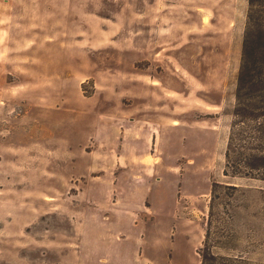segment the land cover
Returning a JSON list of instances; mask_svg holds the SVG:
<instances>
[{"label":"rangeland","instance_id":"obj_1","mask_svg":"<svg viewBox=\"0 0 264 264\" xmlns=\"http://www.w3.org/2000/svg\"><path fill=\"white\" fill-rule=\"evenodd\" d=\"M248 11L0 0V264H201L215 183V264H264V182L224 173Z\"/></svg>","mask_w":264,"mask_h":264},{"label":"trees","instance_id":"obj_2","mask_svg":"<svg viewBox=\"0 0 264 264\" xmlns=\"http://www.w3.org/2000/svg\"><path fill=\"white\" fill-rule=\"evenodd\" d=\"M235 98L224 173L231 178L264 182V0H249ZM220 186L217 183L212 186L210 218L203 246L198 251L201 264H215L213 249L219 241L227 238L221 231L212 230L214 196Z\"/></svg>","mask_w":264,"mask_h":264}]
</instances>
